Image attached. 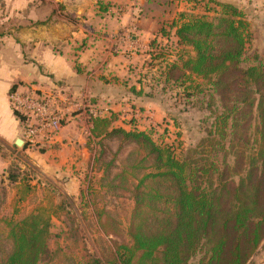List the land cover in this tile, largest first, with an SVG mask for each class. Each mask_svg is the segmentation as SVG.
<instances>
[{
	"label": "trees",
	"instance_id": "16d2710c",
	"mask_svg": "<svg viewBox=\"0 0 264 264\" xmlns=\"http://www.w3.org/2000/svg\"><path fill=\"white\" fill-rule=\"evenodd\" d=\"M215 4L201 13L179 12L170 23L178 48L168 78L205 80L219 104L195 146L176 151L145 131L93 119L94 137H117L133 148L113 178L121 188L132 180L128 243L117 249L120 264H188L197 255V264H245L264 240V64L242 66L248 23L235 5ZM174 71L181 73L174 77ZM11 108L26 127L27 116ZM6 179L25 195L33 190L25 174L9 171ZM63 210L49 203L5 221L10 245L0 247V264L44 259L51 217Z\"/></svg>",
	"mask_w": 264,
	"mask_h": 264
},
{
	"label": "rangeland",
	"instance_id": "374dc122",
	"mask_svg": "<svg viewBox=\"0 0 264 264\" xmlns=\"http://www.w3.org/2000/svg\"><path fill=\"white\" fill-rule=\"evenodd\" d=\"M215 2L235 5L248 23L250 35L242 66L264 64V0H95L97 16H131L142 19L148 32L152 30L149 35L139 33L141 46L147 49L146 57L139 62L140 69H124L131 75L128 79L120 81L110 75L103 78L118 94L116 102L99 104L86 99L82 102L86 107L79 110L82 115L72 121L73 115L71 119L66 114L57 130L40 133L39 140L25 143L28 151L0 140L3 250L10 245L4 238L5 221L23 218L35 207L53 203L64 210L51 217L48 254L38 264H120L117 249L128 243L126 226L133 206L129 192L132 180L127 181L129 188H121L119 180L113 178L133 148L130 144L120 145L117 137H94L93 119L106 117L113 128L145 131L158 143L172 144L176 151L178 147L195 146L213 119L211 111L219 104L216 96L210 98L205 80L168 78L167 67L175 60L178 48L170 23L178 19L179 12L201 13L205 6L216 5ZM161 30L168 36H163ZM150 39H154L152 45ZM180 73L174 71L171 75L177 77ZM121 87L128 94L126 97L124 91L120 92ZM21 137L25 138L24 133ZM119 146L122 148L116 153ZM218 157L221 160L222 153ZM227 159L231 163V157ZM9 171L27 175L33 186L31 193L25 195L21 187L9 183ZM20 196L24 197L22 201H18ZM198 257L191 258L188 264H197ZM245 264H264V240Z\"/></svg>",
	"mask_w": 264,
	"mask_h": 264
},
{
	"label": "crops",
	"instance_id": "0c3cea01",
	"mask_svg": "<svg viewBox=\"0 0 264 264\" xmlns=\"http://www.w3.org/2000/svg\"><path fill=\"white\" fill-rule=\"evenodd\" d=\"M94 3L95 0L1 1L2 142L14 145L20 138L21 149L28 151L21 137L26 127L15 118L10 105L8 92L12 86L15 91L31 90L43 95L56 89L67 92L75 105L73 121L82 115L76 109L86 99L99 104L118 100V94L105 83L107 75L121 81L131 77L124 69L142 66L139 62L146 57L147 49L141 46L139 33L149 35L152 30L148 32L142 19L131 16H97ZM132 31L134 35H130ZM122 91L126 97L124 87Z\"/></svg>",
	"mask_w": 264,
	"mask_h": 264
},
{
	"label": "built area",
	"instance_id": "2783aa9c",
	"mask_svg": "<svg viewBox=\"0 0 264 264\" xmlns=\"http://www.w3.org/2000/svg\"><path fill=\"white\" fill-rule=\"evenodd\" d=\"M11 106L27 116V126L24 131L25 142L39 140L40 133H52L60 127L63 117L71 118L74 103L67 92L54 90L50 93L38 94L30 91H15L9 95ZM84 103L76 110H83ZM38 137V139H37Z\"/></svg>",
	"mask_w": 264,
	"mask_h": 264
},
{
	"label": "water",
	"instance_id": "95a60500",
	"mask_svg": "<svg viewBox=\"0 0 264 264\" xmlns=\"http://www.w3.org/2000/svg\"><path fill=\"white\" fill-rule=\"evenodd\" d=\"M22 144H23V141L20 138L15 139L14 141L15 146L21 147Z\"/></svg>",
	"mask_w": 264,
	"mask_h": 264
}]
</instances>
